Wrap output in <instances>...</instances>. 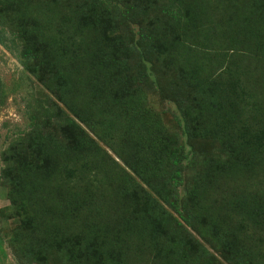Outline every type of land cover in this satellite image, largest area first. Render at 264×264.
Returning a JSON list of instances; mask_svg holds the SVG:
<instances>
[{
	"label": "trees",
	"instance_id": "trees-1",
	"mask_svg": "<svg viewBox=\"0 0 264 264\" xmlns=\"http://www.w3.org/2000/svg\"><path fill=\"white\" fill-rule=\"evenodd\" d=\"M12 1L0 0V5ZM64 1L32 4L26 0L20 16L31 21L16 30L24 39L23 69L53 92L70 113L55 108L49 97L31 94L24 104L28 125L52 122L62 136L78 139L60 162L49 160L51 166L38 169L24 165L18 175L9 166L17 141L11 140L0 152L1 174L13 182L8 198L28 208L21 221L22 239L14 245L16 255L21 248L38 264H55L51 258L61 253L66 264H148L150 258L159 264H187L189 260L223 264L189 233L181 234L171 224L169 208L210 246L221 248L227 264H264V233L259 244L244 240L247 226L264 232V104L246 79L252 55L245 56V65L225 58L229 46L231 51L253 53L257 49L264 55V0H244L241 9L234 7L235 0H169L152 9L148 8L151 0H82L72 9L63 7ZM156 10L157 14H146ZM109 13L115 23L137 25L134 43L108 34L102 22ZM143 17L150 23L144 24ZM224 26L228 33L242 37L238 45L226 47ZM149 39L154 40L151 48ZM157 47L179 69L174 79L164 81L152 65L146 66L149 52ZM258 63L264 66V58ZM156 86L168 90L177 105L185 147L174 145L175 135L162 134L158 139L160 128L144 101ZM186 86L192 91L191 103L184 105ZM80 124L105 141L125 128L126 142L136 141L137 148L148 151L150 159L145 154L143 160L155 162H145L137 171L150 189L140 201H128L123 193L113 192L110 175L98 174L102 164L96 146H91ZM205 135L214 138L215 148L228 151L229 157L224 162L216 158L210 167L204 165L200 179L186 185L185 170L202 148L194 139L203 142ZM48 171L56 173L54 182L71 189L44 191L52 182L42 178ZM238 173L252 176L249 179L254 182L226 186L217 196L202 184L208 182L211 191V184L235 179ZM178 186L185 187L183 195L176 192ZM93 194L105 199L98 204L92 201ZM111 214L127 216L112 220L107 218Z\"/></svg>",
	"mask_w": 264,
	"mask_h": 264
},
{
	"label": "rangeland",
	"instance_id": "rangeland-1",
	"mask_svg": "<svg viewBox=\"0 0 264 264\" xmlns=\"http://www.w3.org/2000/svg\"><path fill=\"white\" fill-rule=\"evenodd\" d=\"M25 1L26 0H14L11 5L6 3L0 5V152L6 148L11 140L17 141L13 161L9 162V166L12 169L11 172L16 175L19 174V167L24 165L27 166V169L32 166L38 169L37 166L50 165L49 160L54 161V163L60 162L64 155L73 151L78 143V139L74 135H67L66 137L62 136L52 122L43 123L35 127H30L28 125L24 113V104L31 94L39 97H49L55 102V108L58 107L66 114L70 113L67 112V109L58 102V100H56L53 92L48 90L46 86H43L34 75L25 71L20 63V50L23 46L24 39L16 32V30L24 24L28 25L31 21L28 16H20ZM28 2L34 4L35 2H39V0H28ZM81 2L82 0H66L64 1L63 7L72 9ZM143 2L144 0H139V3ZM169 2V0H151L148 8H158L160 5H165ZM241 2H244V0H235L233 2L234 7L241 9ZM146 14L149 16L150 14H157V10L154 12L148 11ZM34 15L36 16L37 14ZM114 19L115 18L110 14L105 17V22H102L104 28H108V34L119 35L124 42L134 43L132 41L137 38V25L135 23H115ZM142 21L144 24L150 23L145 17H143ZM112 24L115 26H111ZM171 26L174 30L178 28L176 25ZM225 28L226 27L224 26V32L228 34L225 36V39L229 40V42H226V47L228 44L232 45V43L238 45L236 41L241 40L242 37L228 33ZM137 41L138 40H136V42ZM152 41L154 40L149 39V47L152 44ZM227 48L226 51L228 55H225L226 60L234 61L236 64L240 62L241 65L247 64L248 62L245 59V56L249 54L252 55L251 59H248L249 62L251 60V67L248 68V71L245 66L244 71L247 70V82L254 84V89L256 91L254 95H256L257 99L264 104V66L258 63L261 58H264V55L260 51H257V49L253 51V53H250L245 49H242L244 51L241 52H235L229 50L230 46ZM159 49L162 50L160 47H157L149 52L148 57L150 59L146 62V66L150 67L152 65L151 67H153L155 72L161 76L164 81L174 79L177 76L179 69H177V66L174 63H171V56L163 51L159 52ZM238 49L241 48L238 47ZM253 67H255V71H253ZM182 82L183 81H179L178 84H181ZM184 90H186L183 97L184 105L190 104V95L192 93L191 88L186 86ZM144 101H146L148 111L152 113L153 117H155L154 120L158 123L157 125L160 128V130H158V139L161 138L162 134L166 137L175 135V137H173H177V139L174 145H183V147H185V136L180 130L179 123H177V121H179L180 112L177 105L169 98L168 90H162L161 86H156L151 89ZM262 116L264 118V107L262 109ZM205 118L206 116L203 117L202 120H205ZM117 121H119V119ZM80 125L84 129L85 134L91 139V146H96V157L102 164V169L98 174L110 175L109 186L113 189V192L119 191L120 193H123L127 196L126 198L128 201H140L142 194H146L145 191H150V189L148 185L140 179L137 171H139L145 162L147 164L155 162L147 159H145V161L143 160L145 154L147 158L150 159L148 151L145 150V148H137L136 141L127 143L126 141H129V139H126L125 136L127 135L128 130L125 128H123L121 132H115L112 137L108 139L109 141H105L95 135L87 125ZM136 126L137 124H135L132 129L134 130ZM205 136H207V139L203 140V142L196 137L194 139L195 143L202 145V148H199L200 155L196 158L195 163L188 166L185 170L184 180L186 185L190 184L192 181L195 182L200 179L198 173L204 171V165L210 167L213 166V160L216 158V160L224 162L229 157V154L227 153L228 151L220 152L215 148L214 145H217V143L214 138L209 140L208 138L210 136ZM55 146L57 147L55 148ZM195 148L197 150L198 147ZM185 150L187 154L190 153L188 148H184V151ZM242 159L245 162L246 159ZM161 163L163 166H167V162L161 161ZM3 165L4 163L0 160V169ZM33 170L38 172V170ZM48 172L45 174L41 173L43 175L42 178L52 181L44 187V191H46L45 189L49 190L51 188H53L54 191L62 193L65 190L68 191L70 187L66 184L59 182L58 180L54 182V179L58 178L55 172V174L53 171ZM261 173L262 171H260L256 177H260ZM239 174L241 173L236 174L235 179L230 178V181L219 179L218 184H211V191L208 182L203 181L202 184L205 183L207 185V191L213 194V196H217L222 190L227 189L226 186H231L232 184L240 186L244 183L249 185L250 182H254L253 178L252 180L249 179V177L252 176ZM7 178L3 177L0 170V264H38L31 258L33 256L28 254V251L26 253L19 248L17 252L18 255L14 252V250H16V246L14 247V245H16L15 243H19L17 240L22 239L23 226L21 225V221L27 216L28 208L26 204H22L21 202L12 204L9 200L7 190H10L13 187V182L12 180L9 181V177ZM95 181V183L99 182L98 180ZM212 186L215 187V190H212ZM176 192L178 195H183L185 187L178 186ZM43 194L45 193L43 192ZM102 198L105 199L104 196ZM102 198H98V195L93 194L92 201L99 204L102 201ZM95 207L97 206L94 205V208ZM167 210L170 213L169 221L179 229L181 234L189 233V236L193 240H197V244H201L208 253H212L220 262L227 264L222 258L221 248L218 251L217 246H210L206 240L202 239L200 235L193 231L189 226L185 225L175 212L171 211L169 208H167ZM126 216L127 215L118 216L116 214H111L107 215V218L120 220ZM247 225L251 224L247 223ZM247 227L248 229L245 232L246 236H244V240L250 244H259L260 239L263 238L264 232L259 229L257 230L252 226ZM145 259L146 256L143 257V260ZM51 260H53L55 264L67 263V260L64 259L63 253L55 259L52 257ZM137 264L141 263L137 262ZM148 264L159 263L153 258H150ZM187 264H193V261L191 262L189 260Z\"/></svg>",
	"mask_w": 264,
	"mask_h": 264
}]
</instances>
